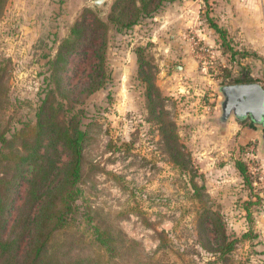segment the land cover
Wrapping results in <instances>:
<instances>
[{
    "label": "rangeland",
    "instance_id": "374dc122",
    "mask_svg": "<svg viewBox=\"0 0 264 264\" xmlns=\"http://www.w3.org/2000/svg\"><path fill=\"white\" fill-rule=\"evenodd\" d=\"M157 1L151 15L120 29L108 18L127 0L118 5L117 0H0V123L9 133L26 122L31 134L35 108L52 85L47 59L76 19L106 21L108 76L100 88L81 92L69 111L88 136L79 210L134 241L118 264L134 257L155 260L152 264H264V125L233 115L224 125L218 122L220 86L239 77L264 86V55L241 43L236 0ZM209 19L224 29L233 49L221 43ZM85 47L70 55L63 70L67 86L76 91L95 62L92 47ZM138 56L147 80L138 72ZM149 82L163 97L155 112L147 100ZM165 124L175 135L171 144L183 152V165L163 139ZM237 159L247 168L246 178ZM191 181L203 185L198 194ZM24 187H18L15 204ZM212 210L229 238H238L226 260L199 233L198 219ZM75 229L79 224L65 232ZM165 233L173 249L157 253Z\"/></svg>",
    "mask_w": 264,
    "mask_h": 264
},
{
    "label": "trees",
    "instance_id": "16d2710c",
    "mask_svg": "<svg viewBox=\"0 0 264 264\" xmlns=\"http://www.w3.org/2000/svg\"><path fill=\"white\" fill-rule=\"evenodd\" d=\"M120 1L117 0L116 5ZM139 1L141 3L136 4V0H127L120 10L109 15V21L120 29H128L160 6L159 1L154 3L155 0ZM149 3L154 5L148 8ZM209 22L221 37V43L233 49L224 29L212 19ZM106 30V21L98 17L89 22L83 15L72 23L53 57L47 59L52 85L35 108V122L29 126L31 134L27 135L26 122H22L21 127L13 126L9 133L0 123V264H118L122 250L129 251L132 247L134 241L127 240L120 231L111 233L107 225L91 221V212L79 210L76 203L82 192L83 147L88 136L75 112L70 114L69 111L73 108L72 102L80 99L81 92L86 95L100 88L108 76L104 65ZM87 44L92 47L95 62L87 74L86 84L76 91L73 86H67L63 70L67 69L70 55L74 51L85 52L89 48L85 47ZM137 61L138 72L149 79L140 56ZM245 80L242 77L236 79ZM146 95L150 111L155 112L163 97L153 82L146 85ZM167 126L165 124L161 129L163 139L174 161L183 165V152L171 144L170 138L175 135ZM252 126L255 125L252 123ZM235 166L246 178L244 162L237 159ZM22 183L25 184L23 195L20 203L15 204ZM190 184L197 194L203 187L194 181ZM216 214L213 210L203 213L198 219L199 233H205L209 247L221 260H226V254L235 247L238 238H229L222 218ZM86 222L89 227L84 225ZM74 224H79V230L66 234V229ZM247 235V232L242 233L243 237ZM119 239L122 243H118ZM170 240L166 233L160 236L157 253L172 251L173 246L167 245ZM140 260L134 257L133 261L138 262L134 263L124 258L123 262H156Z\"/></svg>",
    "mask_w": 264,
    "mask_h": 264
},
{
    "label": "water",
    "instance_id": "95a60500",
    "mask_svg": "<svg viewBox=\"0 0 264 264\" xmlns=\"http://www.w3.org/2000/svg\"><path fill=\"white\" fill-rule=\"evenodd\" d=\"M103 0H94L100 4ZM222 99L218 122L225 124L233 115L242 120L249 118L255 125H264V86L257 80L233 81L220 86ZM264 137V134H263Z\"/></svg>",
    "mask_w": 264,
    "mask_h": 264
},
{
    "label": "crops",
    "instance_id": "0c3cea01",
    "mask_svg": "<svg viewBox=\"0 0 264 264\" xmlns=\"http://www.w3.org/2000/svg\"><path fill=\"white\" fill-rule=\"evenodd\" d=\"M236 3L235 21L237 27L239 26L241 43L248 44L258 54L264 55V46L261 43V37H264V0H236Z\"/></svg>",
    "mask_w": 264,
    "mask_h": 264
}]
</instances>
